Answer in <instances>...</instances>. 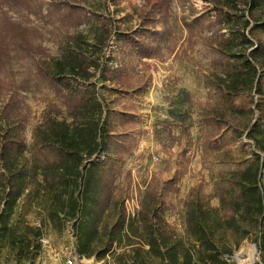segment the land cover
<instances>
[{"label": "trees", "instance_id": "16d2710c", "mask_svg": "<svg viewBox=\"0 0 264 264\" xmlns=\"http://www.w3.org/2000/svg\"><path fill=\"white\" fill-rule=\"evenodd\" d=\"M140 1V6L133 7L138 28L120 29L119 38L132 58L152 59L160 50L159 40L168 34L173 0ZM205 1L216 4L218 27L242 23L241 34L235 36L230 29V39L224 43L236 39L245 50L240 55L230 56L221 52L230 62L237 61L232 63L234 70L229 74L230 79L218 78V88L229 97V106L236 113L249 114V120L242 126L233 123L232 115L222 114V119H215L207 140L212 145L222 128L231 122L234 140L245 136L254 150L216 154L222 163L243 167L224 175L218 183L222 190L220 207L204 204L199 191L196 198L190 194L185 205L189 235L186 243L177 237L160 213L158 190L148 188L140 210L132 216L127 212L129 199L126 201L124 186L117 185L121 161H115L110 150L114 137L121 135L110 128L111 110L99 96L98 83L93 80L109 82L118 93L129 94L131 90L142 92L143 79L136 69L129 74L127 68L103 65L102 54L110 31L105 29L106 35L97 33L92 43L83 35H67L63 55L56 59L45 45L40 22L78 27L89 22L84 8L69 1L0 0V91L3 89L1 75L12 63L17 59H31L38 76L57 86L67 109L66 119L49 117L34 130V148L42 159L26 160L25 98L19 90L9 88L8 97L1 103V242L22 250L27 259L38 253L39 240L45 235L42 228L12 221L19 201L29 197L45 210L49 222L61 233L71 224L80 259L102 261L111 257L114 264H153L154 261L158 264H229L224 256L233 255L235 248L250 239L264 264V0ZM5 6L26 11L40 24H33L31 17L24 21L14 19ZM224 7L237 10L239 14L233 15ZM158 25L166 28L158 31ZM251 26L253 29L248 31ZM59 84L66 85L67 90ZM180 94L181 103L172 107L170 114L189 136L186 123L190 116L185 106L190 102V94L185 90ZM240 95L246 96L241 107L230 103ZM256 113L259 118L253 124ZM217 150L220 152L222 147L218 146ZM101 156L104 161H100ZM177 180L168 185L172 187ZM111 210L116 213L113 222L107 219ZM228 232L240 234L234 249L223 240Z\"/></svg>", "mask_w": 264, "mask_h": 264}, {"label": "rangeland", "instance_id": "374dc122", "mask_svg": "<svg viewBox=\"0 0 264 264\" xmlns=\"http://www.w3.org/2000/svg\"><path fill=\"white\" fill-rule=\"evenodd\" d=\"M59 1H69L83 7L89 22L78 27H59L58 24L53 26L40 22L45 32V45L53 58L63 55L68 43L67 35H83L92 43L97 33L106 35L105 29H108L110 34L102 54L103 65L114 69L127 68L129 74H132V69H136L142 77V92L131 90L129 94L118 93L109 82L98 81V78L93 80L98 83L99 96L111 110L108 116L110 128L121 135L114 137L110 150L115 161H121L117 185L124 186L126 201L130 199L129 206L133 205L132 199L135 204L138 199L141 203L148 188L158 190L160 213L177 237L187 243L189 235L185 225V205L190 194L196 198L199 191L204 204L220 207L222 190L218 188V183L224 175L243 167L240 164L222 163L216 154L225 151L239 154L242 150H254L245 136L234 140L232 132L233 123L242 126L249 120V114L246 111L242 115L236 113L229 106V97L218 88V78L230 79L229 74L234 70L232 63L237 61L230 62L221 52L230 56L240 55L245 50L236 39L229 44L224 43V40L230 39V29L235 36L241 34L242 23L236 22L230 27L221 28L216 25V4L205 0H173L168 34L159 40L158 55L152 59L140 56L132 58L129 50L122 47L119 33L120 29L129 31L138 28L139 22L133 7L140 6V0H47L48 3ZM5 10L16 20L24 21L31 17L33 24H40L22 9L5 6ZM225 10L230 11L227 8ZM230 12L239 14L237 10ZM164 28L158 25L156 29L161 31ZM252 29L251 26L248 31ZM1 77L3 89L0 91V108L8 97L9 88L22 93L27 113L23 130L28 145L25 158L40 161L42 157L34 148V130L49 117L59 120L67 118L62 95L57 86L38 76L31 59L15 60ZM59 86L67 90L66 85ZM181 90L190 94V102L185 106L190 116L186 123L190 129L189 136L170 114L172 107L181 103ZM245 97H234L230 103L241 107ZM255 101L258 103L259 97L256 96ZM222 114L232 115L235 121L222 128L220 136L210 145L207 140L209 131L216 123L215 119H222ZM258 118L256 113L253 124ZM218 146L222 147L220 152ZM100 161H104L103 156ZM175 179L179 180L170 187L168 183ZM107 219L113 222L116 219L115 211L111 210ZM12 221L25 223L32 228L41 227L55 251L75 247L71 224L61 233L49 222L45 210L36 202H31L29 197L19 201ZM219 234L221 236L222 231ZM239 239L240 234L232 232L223 237L233 249ZM27 257L22 250L0 241V264L56 262V258L51 260L47 249L41 247L32 259ZM58 258L64 264L63 257L60 255ZM110 259V264H113V258ZM224 259L229 264H261L257 246L250 239L243 241L239 248L234 249L233 255H225ZM153 264L158 263L154 261Z\"/></svg>", "mask_w": 264, "mask_h": 264}, {"label": "built area", "instance_id": "2783aa9c", "mask_svg": "<svg viewBox=\"0 0 264 264\" xmlns=\"http://www.w3.org/2000/svg\"><path fill=\"white\" fill-rule=\"evenodd\" d=\"M133 205L129 206L130 199L127 201V212L129 215L135 216V214L140 210V201L138 199V203H134V200H131ZM39 243L43 249H47L51 247V242L47 236H42L39 240ZM61 256L63 257L65 263L64 264H76L77 261L80 260V257L77 255L75 247L72 246V249H64L61 252Z\"/></svg>", "mask_w": 264, "mask_h": 264}, {"label": "crops", "instance_id": "0c3cea01", "mask_svg": "<svg viewBox=\"0 0 264 264\" xmlns=\"http://www.w3.org/2000/svg\"><path fill=\"white\" fill-rule=\"evenodd\" d=\"M145 248L148 249L147 246ZM126 249H127V252H130L129 251L130 250V247H127ZM44 250H46V249H44ZM62 251H55L51 247L50 248H47L48 256L50 257V259L53 260V259L56 258V260H55L56 262H53L52 264H61L58 257L61 255V252ZM110 258L111 257H108L107 260H102V261H97L95 258H91V259L82 258L79 261H77L76 264L77 263H80V264H87V263L88 264H95V263L100 264V263H104V262H107L108 263L111 260ZM110 262L108 264H110ZM63 263H65V261ZM112 263L114 264V259H112Z\"/></svg>", "mask_w": 264, "mask_h": 264}]
</instances>
